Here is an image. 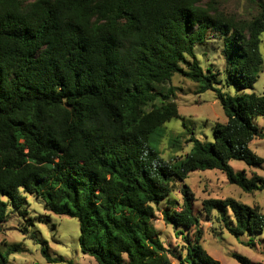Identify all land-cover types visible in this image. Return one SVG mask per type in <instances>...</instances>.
<instances>
[{"label":"trees","instance_id":"16d2710c","mask_svg":"<svg viewBox=\"0 0 264 264\" xmlns=\"http://www.w3.org/2000/svg\"><path fill=\"white\" fill-rule=\"evenodd\" d=\"M256 14L236 19L220 0H0V232L8 205L25 214L26 194L48 211L78 219L79 244L98 264H173L172 252L154 225L155 205L183 182L180 210L163 219L185 242L184 264H221L202 246L201 215L184 181L196 171L220 170L248 193L264 179L235 170L232 161L256 167L264 159L250 144L264 138V93H246L263 69L264 0ZM222 38L220 70L203 68L198 44ZM180 73L215 91L226 122L212 141L192 137L191 150L165 162L151 145L163 125L178 117L174 90L164 88ZM6 198V199H4ZM230 234L264 232V212L233 197L204 200ZM49 263L73 264L49 253ZM20 244L0 250V264ZM242 264L251 260L234 253Z\"/></svg>","mask_w":264,"mask_h":264},{"label":"rangeland","instance_id":"374dc122","mask_svg":"<svg viewBox=\"0 0 264 264\" xmlns=\"http://www.w3.org/2000/svg\"><path fill=\"white\" fill-rule=\"evenodd\" d=\"M220 9L228 16L236 19H250L256 12L255 0H220ZM260 51L263 59V69L259 73L254 87L245 90L246 93H264V33L261 35ZM222 38L210 37L205 43L196 47L197 57L204 69L207 67L220 70L218 78L223 83L216 86L225 93L236 94L233 86H226L224 82L225 60L221 54ZM164 88L174 90V100L179 107V116L166 122L154 135L151 145L158 151L165 162L174 158H182L193 145L190 141L196 137L201 141L213 140V129L217 122H226L222 104L215 91L198 92L199 84L175 74ZM258 124L264 128V116L258 119ZM251 149L264 159V138L255 139L250 144ZM235 170L244 171L248 177L254 175L264 179V161L259 166H249L242 161H232ZM191 188L195 196L194 208L201 215L203 230L201 242L206 251L221 264H242L233 258V254L248 257L252 264H264V232L257 235L244 234L236 237L229 233L223 222L213 213L212 219L203 210L204 200L211 198L233 197L245 204L259 206L264 212V190L248 193L238 185L228 181L220 170L196 171L184 181ZM183 182H172V189L168 197L155 205L154 225L159 231V237L170 249L173 264L181 263L178 258L185 255V242L182 235H177L175 229L168 225L162 211L171 207L180 210L184 199L182 194ZM27 197L25 214L13 210L8 205L9 218L5 229L0 232V250L7 252L11 245L20 244L16 251L9 256V264H65V262L49 263L42 253V244L23 234V227L27 222H33L29 233L38 232V237L47 240L51 256H62L72 260L73 264H98L94 257L84 254L80 244V226L76 218L57 215L46 209L45 203L39 198L24 193ZM6 199V198H4Z\"/></svg>","mask_w":264,"mask_h":264}]
</instances>
